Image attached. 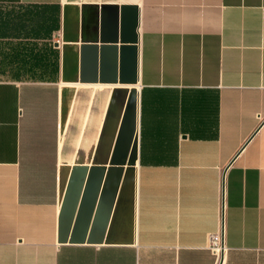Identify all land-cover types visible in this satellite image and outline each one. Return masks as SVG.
Instances as JSON below:
<instances>
[{"label":"crops","instance_id":"obj_1","mask_svg":"<svg viewBox=\"0 0 264 264\" xmlns=\"http://www.w3.org/2000/svg\"><path fill=\"white\" fill-rule=\"evenodd\" d=\"M0 69V264H264V0H0Z\"/></svg>","mask_w":264,"mask_h":264},{"label":"water","instance_id":"obj_2","mask_svg":"<svg viewBox=\"0 0 264 264\" xmlns=\"http://www.w3.org/2000/svg\"><path fill=\"white\" fill-rule=\"evenodd\" d=\"M116 14L114 13V29L116 30V25L118 26V38L111 41V43L118 42L121 46L119 48V58H118V83L119 84H130L134 83L136 76V53L134 44L136 43V34L135 28L137 24V8L135 6H125L121 5L118 8H114ZM103 43V42H101ZM128 44V45H127ZM131 45V46H129ZM125 90L118 89L113 91L110 102L113 103L114 97L116 94L120 96L119 108L122 107L124 101ZM106 96V91H105ZM81 98V89L76 91V96L74 98L73 112L78 110V103H80ZM124 120L122 124V135H126V139L129 141L132 138V133L134 131V91L131 90L128 94L125 109H124ZM124 129V130H123ZM129 147V146H128ZM122 156L118 166L126 165L127 168L124 171V174L133 172V163H134V153H135V137L132 140L131 150L129 157L126 158V152L122 151ZM75 160V164H77ZM63 170V175L68 168L66 166L61 168ZM121 169V170H120ZM80 169L78 167L71 168L70 177L74 176L75 172H78ZM120 174L122 175L123 181V170L118 168ZM69 177V178H70ZM69 183L67 186H71L72 180H68ZM63 202V201H62Z\"/></svg>","mask_w":264,"mask_h":264},{"label":"built area","instance_id":"obj_3","mask_svg":"<svg viewBox=\"0 0 264 264\" xmlns=\"http://www.w3.org/2000/svg\"><path fill=\"white\" fill-rule=\"evenodd\" d=\"M207 248L214 258V264H219L222 253L225 251V248L222 244L221 227L220 230L208 236Z\"/></svg>","mask_w":264,"mask_h":264},{"label":"rangeland","instance_id":"obj_4","mask_svg":"<svg viewBox=\"0 0 264 264\" xmlns=\"http://www.w3.org/2000/svg\"><path fill=\"white\" fill-rule=\"evenodd\" d=\"M53 42H58V44H60L59 43V37L56 38L55 40L53 39ZM67 57L69 58V54L68 53H67ZM67 64L70 65V62L68 63V61H67ZM7 75L9 76V73L8 72L0 69V78H4ZM70 77H72V74L70 72H67V75H66L65 78H70Z\"/></svg>","mask_w":264,"mask_h":264}]
</instances>
